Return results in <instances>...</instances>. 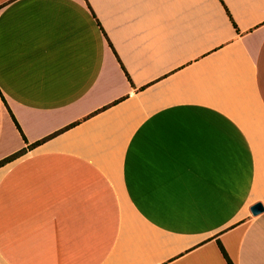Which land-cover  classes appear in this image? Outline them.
<instances>
[{
    "label": "crops",
    "instance_id": "crops-1",
    "mask_svg": "<svg viewBox=\"0 0 264 264\" xmlns=\"http://www.w3.org/2000/svg\"><path fill=\"white\" fill-rule=\"evenodd\" d=\"M262 53L264 0H0V264H264Z\"/></svg>",
    "mask_w": 264,
    "mask_h": 264
},
{
    "label": "trees",
    "instance_id": "trees-1",
    "mask_svg": "<svg viewBox=\"0 0 264 264\" xmlns=\"http://www.w3.org/2000/svg\"><path fill=\"white\" fill-rule=\"evenodd\" d=\"M225 9H226V11H227L229 17L231 18V16H230V14H229V12H228V10H227L226 7H225ZM231 19H232V18H231ZM233 25L236 27V25H235L234 22H233ZM13 120L15 121V123H16V125H17V128L20 130L19 125H18V123L16 122V120H15L14 118H13ZM20 131H21V130H20ZM21 134H22V132H21ZM22 136H23L24 140L27 142V140H26V138L24 137L23 134H22ZM40 142H41V141H38V142H35V143H32V144H29L26 148H23V149H21V150L15 152V153H13V154H11V155L5 157L4 159L0 160V166H2V165H4L5 163L10 162V161H12V160L18 158V157L21 156V155H23L24 153L27 152V149H31V148L35 147V146H36L37 144H39ZM218 244H219L220 251H221L223 257L225 258V260L227 261V263H228V264H233L232 261H231V259H230V257L228 256L226 250H225L224 247L222 246V244H221L220 242H218Z\"/></svg>",
    "mask_w": 264,
    "mask_h": 264
},
{
    "label": "water",
    "instance_id": "water-1",
    "mask_svg": "<svg viewBox=\"0 0 264 264\" xmlns=\"http://www.w3.org/2000/svg\"><path fill=\"white\" fill-rule=\"evenodd\" d=\"M264 210V207L261 203H255L254 205H252L251 207V212L253 215H257L260 212H262Z\"/></svg>",
    "mask_w": 264,
    "mask_h": 264
},
{
    "label": "snow or ice",
    "instance_id": "snow-or-ice-1",
    "mask_svg": "<svg viewBox=\"0 0 264 264\" xmlns=\"http://www.w3.org/2000/svg\"><path fill=\"white\" fill-rule=\"evenodd\" d=\"M262 57H264V53H262ZM261 71H262V78H264V64H262Z\"/></svg>",
    "mask_w": 264,
    "mask_h": 264
}]
</instances>
